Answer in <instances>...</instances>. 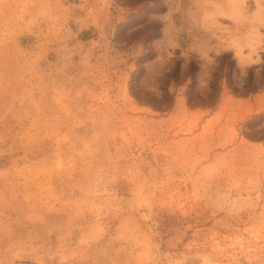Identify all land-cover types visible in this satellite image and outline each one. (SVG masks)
I'll return each instance as SVG.
<instances>
[{"label":"rangeland","instance_id":"1","mask_svg":"<svg viewBox=\"0 0 264 264\" xmlns=\"http://www.w3.org/2000/svg\"><path fill=\"white\" fill-rule=\"evenodd\" d=\"M263 64L264 0H0V264H264Z\"/></svg>","mask_w":264,"mask_h":264},{"label":"trees","instance_id":"2","mask_svg":"<svg viewBox=\"0 0 264 264\" xmlns=\"http://www.w3.org/2000/svg\"><path fill=\"white\" fill-rule=\"evenodd\" d=\"M230 63L234 65V61L233 60H230ZM263 67H264V64H263ZM195 68H197L196 65L193 62H191L190 63V69L194 70ZM250 72H251V68H250Z\"/></svg>","mask_w":264,"mask_h":264},{"label":"bare ground","instance_id":"3","mask_svg":"<svg viewBox=\"0 0 264 264\" xmlns=\"http://www.w3.org/2000/svg\"><path fill=\"white\" fill-rule=\"evenodd\" d=\"M242 59V58H241ZM243 63V62H242Z\"/></svg>","mask_w":264,"mask_h":264}]
</instances>
